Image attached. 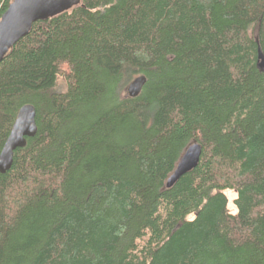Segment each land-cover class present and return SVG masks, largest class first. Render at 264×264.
Listing matches in <instances>:
<instances>
[{
    "label": "trees",
    "instance_id": "obj_1",
    "mask_svg": "<svg viewBox=\"0 0 264 264\" xmlns=\"http://www.w3.org/2000/svg\"><path fill=\"white\" fill-rule=\"evenodd\" d=\"M258 47L264 0H81L33 23L0 62V150L23 105L37 125L0 173V264H264Z\"/></svg>",
    "mask_w": 264,
    "mask_h": 264
},
{
    "label": "water",
    "instance_id": "obj_2",
    "mask_svg": "<svg viewBox=\"0 0 264 264\" xmlns=\"http://www.w3.org/2000/svg\"><path fill=\"white\" fill-rule=\"evenodd\" d=\"M81 0H12L0 16V62L11 48L26 36L33 23L47 20L62 12L78 6ZM257 68L264 73V55L257 49ZM143 75L134 78L126 87L128 97H136L145 83ZM35 108L31 104L23 105L16 115L10 132L0 150V173L7 172L13 162L14 151L26 145V139L35 136L37 125ZM201 156V146L190 144L173 172L165 182V187H171L182 175L194 169Z\"/></svg>",
    "mask_w": 264,
    "mask_h": 264
},
{
    "label": "rangeland",
    "instance_id": "obj_3",
    "mask_svg": "<svg viewBox=\"0 0 264 264\" xmlns=\"http://www.w3.org/2000/svg\"><path fill=\"white\" fill-rule=\"evenodd\" d=\"M227 195H228V199H229L228 207H229L230 210H232L234 212L235 210H234V207H233V204H232V200L234 199L235 195H234L233 192H227Z\"/></svg>",
    "mask_w": 264,
    "mask_h": 264
}]
</instances>
